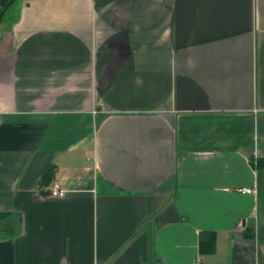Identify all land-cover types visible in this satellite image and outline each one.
<instances>
[{
	"label": "crops",
	"instance_id": "0c3cea01",
	"mask_svg": "<svg viewBox=\"0 0 264 264\" xmlns=\"http://www.w3.org/2000/svg\"><path fill=\"white\" fill-rule=\"evenodd\" d=\"M261 158L264 0H19L0 23V264H264Z\"/></svg>",
	"mask_w": 264,
	"mask_h": 264
},
{
	"label": "trees",
	"instance_id": "16d2710c",
	"mask_svg": "<svg viewBox=\"0 0 264 264\" xmlns=\"http://www.w3.org/2000/svg\"><path fill=\"white\" fill-rule=\"evenodd\" d=\"M16 1L17 0H8V2L5 5L0 7V14H2V16L0 18V23L3 22L6 19L7 15L11 11V9H13V6L15 5ZM256 166L263 167L264 166V158L259 159L258 162L256 163ZM55 170H56V166L54 164H51L48 167V169L46 170V172L43 175L42 180H41L43 185L50 184L51 181H53ZM0 221H1V215H0ZM205 241L207 243H211L213 241V243H214V234L211 233L209 235V238H207V239L204 238V235L201 236V238H200V250H201V252H203L204 249H205V247H204L205 244H206Z\"/></svg>",
	"mask_w": 264,
	"mask_h": 264
},
{
	"label": "built area",
	"instance_id": "2783aa9c",
	"mask_svg": "<svg viewBox=\"0 0 264 264\" xmlns=\"http://www.w3.org/2000/svg\"><path fill=\"white\" fill-rule=\"evenodd\" d=\"M244 193H250L254 190L250 187H244L241 189ZM66 193V189L62 187V185L59 182H55L52 187L50 188V194L53 196L61 197L64 196ZM194 264H202V261L200 259H197Z\"/></svg>",
	"mask_w": 264,
	"mask_h": 264
},
{
	"label": "rangeland",
	"instance_id": "374dc122",
	"mask_svg": "<svg viewBox=\"0 0 264 264\" xmlns=\"http://www.w3.org/2000/svg\"><path fill=\"white\" fill-rule=\"evenodd\" d=\"M18 2H19V0H17V2L15 3V5L13 6V9H11V11H10L11 13L16 11V9L18 7ZM10 12H9V14H10ZM9 14L7 15V18L9 16ZM1 224H2V222L0 221V226H1Z\"/></svg>",
	"mask_w": 264,
	"mask_h": 264
},
{
	"label": "water",
	"instance_id": "95a60500",
	"mask_svg": "<svg viewBox=\"0 0 264 264\" xmlns=\"http://www.w3.org/2000/svg\"><path fill=\"white\" fill-rule=\"evenodd\" d=\"M2 14H0V18H1Z\"/></svg>",
	"mask_w": 264,
	"mask_h": 264
}]
</instances>
